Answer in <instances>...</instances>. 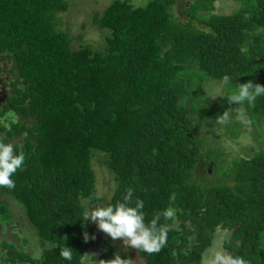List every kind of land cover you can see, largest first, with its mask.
Returning <instances> with one entry per match:
<instances>
[{
    "label": "trees",
    "instance_id": "obj_1",
    "mask_svg": "<svg viewBox=\"0 0 264 264\" xmlns=\"http://www.w3.org/2000/svg\"><path fill=\"white\" fill-rule=\"evenodd\" d=\"M188 1L149 0L144 7L115 1L95 21L110 33L106 45L93 49L60 31L66 0H0V60L15 77L0 112L14 120L0 127V141L25 153L15 187H0V222L22 215L41 251L37 262L4 239L0 264L103 262L117 245L100 230L102 240L93 239L97 227L83 214L121 202L128 189L132 206L144 202L146 224L165 209L174 212L158 221L172 226L165 247L152 254L135 249L131 258L201 264L221 231L225 252L264 264V140L251 158L232 160L220 182L196 184L192 176L214 156L207 149L203 158L200 126L219 123L226 110L233 136L239 118L256 128L264 121V98L253 105L227 99L236 84L264 86V34L257 32L264 31V0H232L241 7L229 15L215 13L216 0ZM207 80L224 84L214 106ZM241 108L246 115L238 117ZM96 155L115 183L109 198L97 189ZM65 246L73 250L71 262L59 255Z\"/></svg>",
    "mask_w": 264,
    "mask_h": 264
},
{
    "label": "rangeland",
    "instance_id": "obj_2",
    "mask_svg": "<svg viewBox=\"0 0 264 264\" xmlns=\"http://www.w3.org/2000/svg\"><path fill=\"white\" fill-rule=\"evenodd\" d=\"M115 1H126L134 7H144L149 0H66L68 4V11L64 14H60V23H58V25L62 23L60 25V31L70 33L75 37L79 36V46L81 47H89L93 49L104 47V45H106L105 38L107 35L110 36V33L107 29L99 28L100 26L98 23H95V21L97 18L101 17ZM185 1L186 4L190 3L188 0ZM214 7L216 10V12H214L216 14L229 15L238 10L241 7V3H235L232 0H216ZM180 10H178L177 13ZM257 32L261 35L262 33L264 34V31L261 29ZM74 48L79 49L78 43L74 46ZM203 88L206 90L207 98L210 100L212 106L219 102V100L222 99L221 97L225 95L224 84L214 80L205 81ZM238 122L240 123L241 128L237 136H233L231 132H229V125L227 123L221 124L211 121L198 128V135H196V137L202 142L203 153H206L203 158L205 159L208 157V153L211 152L207 149L214 150V156L211 159L212 162H206L197 166L195 176L192 174L193 181L196 184H214L220 182L223 178V173L230 168L232 160L238 158H251L254 153L258 152L262 148V141L264 140V121L259 120L258 122L260 123H257V125H259L257 128L250 124L246 118H239ZM213 161L215 163L214 166ZM92 165L97 176L96 185L98 192L106 196V198H109L114 192L115 187V183L112 180V174L102 164L101 155L99 157L96 155L93 158ZM19 216L22 217V215ZM20 217L16 220L18 223H12L11 221H4L3 223L0 222V232L3 231L2 234L6 236L8 234V226L10 225V232L15 234L14 236L17 243L18 239L22 241L20 242L21 245L16 244V247L18 246L21 248L27 245L28 247H23L22 250H29L30 248V251H33L32 254L34 257L36 254H40V248H38L36 244V239L33 237L34 235L30 233L29 227L24 225V222L22 221V218L20 219ZM92 226L96 228L94 223L90 224L91 228ZM218 233L219 234L215 240H213L211 247L206 251L203 257H207L209 251L212 252L209 257H214L218 251L227 253L221 248L222 237L226 233H222L221 231ZM102 234L97 228L94 230L92 237L100 242V239L102 240ZM30 237H33L32 242L30 240V242L28 241V244L24 245L26 240L25 238L30 239ZM2 239L3 240L0 239V245H5L2 242L7 240H4V237H2ZM114 243L117 246L115 247L116 250L115 248H111L112 251H114L113 254L108 256L103 262L97 260L94 261L95 264H114V259L117 256L120 257L121 260L128 258V264H143V261L140 260L136 254L133 255L132 258L127 254L128 252L134 254V248H125L123 242L119 239L115 240ZM95 253L99 255L98 249ZM227 254L231 255L230 253ZM213 257L210 258L211 261Z\"/></svg>",
    "mask_w": 264,
    "mask_h": 264
},
{
    "label": "clouds",
    "instance_id": "obj_3",
    "mask_svg": "<svg viewBox=\"0 0 264 264\" xmlns=\"http://www.w3.org/2000/svg\"><path fill=\"white\" fill-rule=\"evenodd\" d=\"M222 80L225 85L231 83V77L227 74L222 77ZM258 98H264V86L253 80L236 84L235 91L227 97L228 101L235 105H253ZM245 115L246 112L243 108L237 113L238 117ZM230 119L231 113L226 110L223 115L219 116V123L226 124ZM24 164L25 153L23 151H16L12 143L0 141V187L13 189L15 187L13 176ZM132 195V190L128 189L121 202L89 207L83 214V220H90L112 240L119 239L127 247L149 254L159 253L167 243L168 233L172 230V226L169 224L158 226V221L160 216H163L165 220L172 219L174 212L172 209H165L146 224L143 211L144 202L137 199L132 206ZM94 199L102 200L103 197L97 194ZM85 239H88L87 235ZM59 255L64 260L71 262L73 250L65 246ZM40 258V254L33 257L37 262ZM114 264H123V262L117 256L114 259ZM211 264H245V261L240 257L217 252L212 258Z\"/></svg>",
    "mask_w": 264,
    "mask_h": 264
},
{
    "label": "flooded vegetation",
    "instance_id": "obj_4",
    "mask_svg": "<svg viewBox=\"0 0 264 264\" xmlns=\"http://www.w3.org/2000/svg\"><path fill=\"white\" fill-rule=\"evenodd\" d=\"M14 80H15V77L12 74L11 64L9 65L8 63H5V62L0 60V112H3L4 105L6 104V102L8 101V99L10 98L11 94L14 91V87L12 86ZM13 120H14L13 115H11L9 113L5 114L4 117H0V127L5 126V124H7L9 121H13ZM16 223H18V222H16ZM10 229H11V227L9 225L8 226V234L6 236H4V234H2V232H0V239L2 240V237H4V239L7 238V240L9 239L11 242L18 244V245H21L20 242H22V241L20 239H18V243H17L15 236H14L15 234H12L10 232ZM20 231H21V229H20ZM30 233H31V231H30ZM33 237H30V239L25 238L27 240V244H28V241L30 242V240L32 242ZM36 244H37V242H36ZM24 245H26V244L24 243ZM37 246H38V244H37ZM23 247L25 248L28 246L26 245ZM23 247H21V249ZM38 248H39V246H38ZM24 251H28L30 253L29 255H31L33 252V251H30V248H29V250H24ZM5 254L6 253H4L3 255H5ZM40 254H41V252H40Z\"/></svg>",
    "mask_w": 264,
    "mask_h": 264
},
{
    "label": "crops",
    "instance_id": "obj_5",
    "mask_svg": "<svg viewBox=\"0 0 264 264\" xmlns=\"http://www.w3.org/2000/svg\"><path fill=\"white\" fill-rule=\"evenodd\" d=\"M218 252H220V251H218ZM211 254H212V252L209 251L208 256L207 257L206 256L203 257L201 264H211L210 258L213 257V256L209 257V255H211Z\"/></svg>",
    "mask_w": 264,
    "mask_h": 264
}]
</instances>
